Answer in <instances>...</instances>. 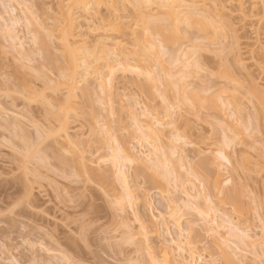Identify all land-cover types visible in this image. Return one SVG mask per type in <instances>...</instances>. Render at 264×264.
I'll list each match as a JSON object with an SVG mask.
<instances>
[{"label": "rangeland", "instance_id": "rangeland-1", "mask_svg": "<svg viewBox=\"0 0 264 264\" xmlns=\"http://www.w3.org/2000/svg\"><path fill=\"white\" fill-rule=\"evenodd\" d=\"M68 1L0 0V264H151L150 253H147L143 247L140 249L143 243L138 237L140 232L138 222L147 219L146 214L154 216L155 221L151 224V228L158 229V236L149 239L150 243L156 248L157 256H161L164 251L169 252L172 264H264V227H261L264 226V101H261L262 99L258 101L259 106L263 107L261 114L257 112V101L252 100L251 103V99H249L250 101H243L242 108L244 110L242 112H246L250 117L241 113V115H234L235 119L231 116L230 119L228 117L229 123L228 120H225L226 124L223 126L226 127L229 124L231 126L233 123L234 127L239 128L237 131L240 130L239 139L235 138V141L233 134L236 131L234 130L233 133V129L229 130L230 128L226 127L224 129L226 133L223 131L226 135L223 137V132L220 133L222 129L219 128L220 123L224 122L223 119L221 116L214 115L207 117L206 112L202 110V104H194L196 106L194 110L191 107L190 112L181 105V109L178 107L180 111L177 108L176 111L173 109L172 113H178H173L176 118L171 115L170 121L173 122L174 119L177 121L172 126L175 125V128L177 126L175 131H178V137L182 136L181 139H183L178 145L184 144L185 147L180 145L176 150L178 154L176 151L171 153L176 155H174L175 157L172 155L171 158L169 152L170 155L166 154L165 157L163 151V153L159 152L160 149L154 150L155 140L151 145L150 141L149 143L148 141H138L136 136L134 139L127 137L125 128L129 124L130 126L133 124L129 113L138 117L141 124L145 125L147 120L154 125L156 123L154 119H146L141 115L144 112V107L154 105H152L153 102L145 103L148 98H145L144 94L142 95L138 86L124 83L119 78L117 82L115 81L116 85L114 84V89L116 88L120 94L115 106L119 107L121 104L125 111L120 119L118 108L115 110L119 124L113 123L114 131L112 133L111 130L110 134H113L112 136L115 134L114 139L117 135V140H115L121 145L127 142L140 159L143 158L141 160L143 165L141 163L142 166L139 165V168L138 165L122 162L121 159L119 163L117 162L119 166H115L113 161L115 152L112 148L117 150L118 144L115 147V140L113 138L112 140L111 136L112 143L108 144L109 134L105 129L107 124L104 125V121L107 120H105V116L109 114L108 109L101 106L102 104H98L101 108H98L97 105L96 108L94 107L98 112L94 110V114L97 113L96 116H98L96 121H99L96 123H100L95 128L93 121L90 120V123L86 116L83 120L84 114L79 115L83 110L80 109L82 107L80 104H85L86 97L88 98L85 95H90V93L91 96L93 95L88 91L87 94H84L85 91L89 87L92 91H96V89H92L96 87L92 76V80L89 78L90 76L87 80L85 78L80 79L82 81L79 80L78 90L76 88L74 92L77 95H72L73 91L71 92L68 88H62L60 91L62 86L59 89L58 83L54 86L55 82L49 81V79L56 81L59 74L57 72L63 66V61L61 62L59 59L62 60V57L69 59L68 55H63V52L66 54V51L60 50L63 48H60L59 44H63H61V39L58 41V38H67L71 47L78 48V50H88L96 40L90 32L86 34V29L90 25L87 23L88 20L86 25L85 22H82L76 25L77 27L73 22H63L62 9H68L66 5ZM103 8L102 10L101 7L99 13L107 15V10L105 7ZM100 16H104V14ZM38 24L42 27H38ZM34 25H38L36 26L38 29L41 28L40 31L37 29L38 34ZM255 26H258L260 29H256L259 30L263 27ZM235 27L240 30L238 34L241 47L238 50L240 56L236 52L237 56L234 59L239 56V60H241L238 62L239 67L242 69L243 66L246 71L244 69V73L240 68L234 70L237 71L236 74L239 77L250 78L259 83L262 93L264 92V33L262 31L260 34L255 32L252 25H246V28L244 26L243 29H241V25H235ZM80 30L82 32L79 34ZM41 33L43 36L49 34V39L51 35H54L50 41H54V37H57L52 45L49 44L47 50L49 53L43 49L39 40L35 41V37L40 36ZM177 44L174 46H176L175 49L178 48V55L181 56L184 44ZM184 47L183 50L187 46ZM172 48L170 50H173ZM43 51L51 58L48 55L44 56L46 53L43 54ZM171 52L170 55L167 54L168 57L173 55V51ZM43 56L44 58H42ZM48 58L53 60L55 65L52 64L56 68L52 66ZM234 59L231 58L230 61ZM204 61H207L206 64L203 63ZM213 61L215 60L205 58L201 63L215 70L218 67L216 66L218 62L216 61L215 64ZM241 64L243 65L241 66ZM41 67L45 68L44 71L48 74L45 75L46 77L39 70L42 69ZM35 69L41 71V76L38 71L35 73ZM34 73L40 77L37 76V79ZM59 75L61 77V72ZM213 78L209 79L210 82L208 81L214 83L211 84L212 87L209 85L213 90H210V95L218 88V81ZM47 79L48 84L45 82ZM199 79L193 75L188 78L192 84L188 82L191 85L192 92L189 91L192 94L195 92L200 95L201 89H204V84ZM58 80L57 82H59ZM87 85L89 86L87 87ZM83 86L84 89L85 87L87 89L84 90ZM81 91L84 94L83 102ZM205 92L206 89L202 94L205 95ZM70 96L72 98L76 96V99H72ZM65 102L75 104L73 107L70 105L73 110L75 109V112L70 110L69 113L71 111L72 113L70 116L68 115L70 118L66 130L61 128V122L57 117L55 118L56 111L59 112V108ZM145 104L148 105L145 106ZM252 105L255 110L257 109V113L252 111ZM84 106L82 108L86 109ZM76 107L78 108L76 109ZM87 108H89L88 105ZM253 113L257 114L258 118L254 117ZM239 117L244 121L243 125L240 124L242 120ZM244 118L251 120L249 122L253 123V125L250 124L252 127ZM234 120L236 122H230ZM129 121L131 122L128 123ZM157 125L159 128L160 125L158 123ZM172 126L163 128L166 131L161 133L163 136L165 135V139L162 141V138H159L162 142H166L168 139L169 132L167 131H171ZM160 128L162 129V127ZM93 129L96 130V133L99 132L103 140L107 137L106 140L101 141L102 139ZM219 129L221 130L219 131ZM105 130L107 131L106 135L102 134ZM227 130H229V134ZM92 131L94 132L92 133ZM230 133L231 137L228 136ZM69 135L70 141H68ZM221 136L225 138L226 143L228 142L227 145L225 142L219 145L222 141ZM98 138L101 142L97 140ZM226 139L231 141H226ZM160 140L157 139V141ZM94 142L96 143L94 144ZM159 145L160 147L164 146L160 143ZM223 145L225 146L223 147ZM183 148L184 150L180 151ZM79 153H83L82 157L85 162L83 165L86 172H84V166H80L81 164L77 162L78 159H82ZM159 158L164 163H162L163 166L167 164L165 165L166 169L170 170V173L172 172L168 175L169 177H166L169 178L166 180L170 181L168 186V182L162 180L167 187L165 190L150 181L152 175L158 176L153 170H156L154 167L156 163L152 165L151 162H156ZM178 160L180 161L178 162ZM214 160L215 162H213ZM179 163L184 166L180 167ZM210 163L213 165L217 163L215 167L219 166L218 170ZM209 166H213L212 169ZM119 167L123 168L125 175L124 179L123 177L119 179L126 182L129 187V193L125 192L128 195L137 194L135 196L139 201L125 199L126 193L124 195V191H122L124 182L122 185L121 181L116 179L118 174L117 176L115 174ZM174 167H177V170ZM235 168L237 172L239 169L240 171L237 173ZM157 170L161 169L157 168ZM197 171L199 174L202 173L201 171L204 172L201 174L202 177L197 174ZM190 173L192 176L189 175ZM208 175L209 180H206ZM178 176L180 178H177ZM202 179H204L203 182ZM162 181L160 179L161 183ZM204 181H206V185L210 182L207 186L208 190ZM208 194L209 197L211 196L209 200ZM128 195L126 196L129 197ZM205 198L209 202H206ZM144 201L148 203V207H143ZM125 202H130L131 207L128 205L129 203ZM143 208L144 210H142ZM131 230L132 235L135 233L133 237H131ZM137 231L139 232L137 233ZM189 242L191 243L189 244ZM193 242L195 245L193 247H197V249L192 248L196 252L191 256L190 249ZM254 255L258 256L257 259L256 257L254 259Z\"/></svg>", "mask_w": 264, "mask_h": 264}, {"label": "bare ground", "instance_id": "bare-ground-1", "mask_svg": "<svg viewBox=\"0 0 264 264\" xmlns=\"http://www.w3.org/2000/svg\"><path fill=\"white\" fill-rule=\"evenodd\" d=\"M66 5L68 6V9L67 8L62 9L63 22L64 23L73 22L74 26L77 27L76 25H79L82 22L83 23L85 22V25H86V21L88 20L87 23L90 24L88 26V29L89 28H91V29L89 31H87L88 29H86V34H87V32L88 33L90 32V34H92L93 37L96 38V40H94L93 44L91 45V48H88V50H85V49L78 50V48H72L71 47L67 38H64V37L58 38V41H59V39H61V44H63V45L59 44L60 48H63L60 50H62V51L65 50L66 54L63 52V55H68L69 59L68 60L66 58L63 59V57H62V60L59 59L61 62L63 61L62 62L63 66L60 67L61 70L59 69L57 72L59 74L61 72V77L58 74L56 81L53 79H49L48 76H47V78L49 79V81L50 80L52 81L51 83L55 82L53 84L54 86L56 83H58L57 85H59V87H58L59 89L62 86L60 91L62 90V88H64V89L68 88V90H70L71 92L73 91L72 95H77V94H74V92L76 91V88H77L78 84L80 83V81H82L80 79L85 78L87 80V78L89 76H90L89 77L90 79L92 76V79L94 80L93 82L96 86L95 88H92V89H96V91L95 90H94L95 92L92 91L90 89L91 87H89V89L86 90L87 88L85 87V89H84V86H83V89L86 90L84 94H87L88 92H92L93 95L91 96V93H90V95L89 94L85 95V97L88 96V98L86 97L87 101H86V99H85V101L88 102L89 104L86 102H85V104L79 103L80 107H81V105H82V107L84 105H86V106H84V107H86V109L79 107L80 109H83V110H81V112H80V109H78L80 113L79 112H77V113H79V115L81 114L80 116H82L84 114L83 115L84 117H82V118H84L83 120H85V116H86L88 118L89 122H90V120H91V122L93 121L95 123V126H94V128H95V127H98V124H100V123H96L98 121V120L96 121V118L98 117L96 115L98 112L96 111L97 109L96 110L94 109V107L96 108L98 106V104H102L101 106L106 107L109 111V114L106 113L108 115L105 116L106 117L105 120L106 119L107 120L104 121V125L107 124L105 126L108 128V129L105 128L109 134V135L107 134L109 138L106 137L107 140L109 139L108 144L112 143L111 141L114 139L113 137H115V134H114V136H112L113 134L112 135L110 134L111 130H112V133L114 131L113 125L114 124L116 125V123L119 122V120L116 119L117 117L115 116V114H116L115 110L118 108V110L120 112V114H119L120 119L122 118V114L125 111L123 105L120 104L119 107L115 106L116 105L115 102L117 99L120 98V94L116 88H115L116 90L114 89V87H115L114 84H115V81L117 82V80L119 78H120V80L122 79V81L124 83L127 82V84L131 83L135 86H138L139 91L142 92V95L144 94L145 98H148L147 101L145 100L146 101L145 103L153 102L152 105H154V106H150L148 104H145V106L146 105H148V106H147V108L144 107L145 109L143 108L144 112H142L143 114H141V115H143L146 119L147 118H150L151 120L154 119L156 122V123H154V125L155 124L157 125V123L160 125L159 128H158V125H157V127H155L156 125L154 126L151 122L147 121L146 119L145 120L148 124L147 123L145 125L141 124V123H139L140 119L138 117L129 113V116L132 118L131 119L132 122L129 121L128 123H130V122L133 123V124H131L133 129L130 128L131 127L130 124L127 127V124L125 123L127 128H125V127L124 128L127 129L126 130L127 131V134H126L127 137H132L133 139L137 137L136 139L138 141L141 140L140 142L148 141V143H149V141H150L151 145L153 143L152 141L155 140L154 141L155 144H153L154 150L156 149L155 151H157L160 149L161 151L159 150V152H161V153L164 152L165 157H166V154L168 156L169 153L170 154L175 153V151L178 150L179 146L181 145V144L178 145L179 142L181 140H183V139H181L182 136L178 137L179 136V134L177 135L178 131L177 132L175 131L177 126H176V128H175V125H173L174 128L172 126V124H174V122L177 123V121H174L175 120L174 118H176V117L173 116V113H175V112L172 113V110L174 109L176 111V108L178 109V107H179V109H181L180 105L182 107H185L186 110H189L191 107H193V110H194V108L196 106L194 104L200 103V104H202V107H203L202 110H204L206 112L207 117L210 115L211 116H213V115L214 116H221V118L223 119L222 121H224L225 123L224 122L220 123L221 126L219 128L222 129V130L219 129V131L221 130L220 133L223 131L226 133V130H224L226 127L230 128L229 130L233 129V133L236 131L233 134L234 135L233 140L235 141V138L239 139L238 136L240 135V130L237 131L239 128L234 127L233 123L231 126H230V124L227 125L226 127L223 125L226 124L227 120L229 123V119L231 117L234 118V115H241V113H243V115H244V113L246 114V112H242L244 110L242 108L243 107V101H245V100L250 101L249 99H251L250 102L252 103V100H255V101H257L258 106L260 105L258 101H260L261 99H262L261 101H264L263 100L264 94H262L264 92L261 93V90L259 88L261 86L259 85V83L255 82L254 80H252L248 77H247L248 79L241 78L236 74L237 71L235 72L236 68L241 69V67H239L240 65L238 64V62L241 61V60H239L240 59L239 58L240 51L238 53V50H240L239 48L241 47L240 46L241 41H239L240 36L238 34V31H240L239 30L240 26L238 28V27H235V25L236 26L241 25L242 26L241 29H243L244 26L246 28V25H252V27L255 28V32H258L260 34V31H262V33H264V0H69ZM101 7H102V10L104 9L103 7H105V9L107 10V15H105V13H103L104 16H100V15H103V14L99 13V10L101 9ZM26 11H28V10H26ZM26 22L28 24V21H26ZM29 24H30V22H29ZM38 25H36V26H38ZM255 25H259V26H263V27L261 30H259L260 28L258 26L256 27ZM36 26L34 25V27H36ZM40 26L42 27V25H39L38 27H40ZM256 28H259V29H256ZM37 29L38 28L36 27L35 28L36 32H37ZM39 29H41V28H39ZM39 31L37 32V34L39 33ZM81 32L82 31L80 30L78 33L80 34ZM48 35L43 36V33H41L40 36L35 37V41L39 40L41 42L43 49H45L46 52H48L47 50L49 48V44L52 45L53 44L52 42H54L55 39L57 38V37H54V41H50V40H52L51 38H53L54 35L53 36L51 35L50 39L48 38L49 37ZM36 38H37V40H36ZM47 39H49V40H47ZM258 39H259V37H258ZM177 43H182L180 45L184 44V46H187L185 50H183L185 47L184 46L182 47L183 49H181V51L183 52V54H181V56L178 55V53H179V50H177L178 48L175 49L176 46H174ZM257 43L258 42H256V45H258ZM171 45H173L174 47ZM177 45H179V44H177ZM61 46H63V47H61ZM168 47H169V49H168ZM170 48H172L173 50H170ZM179 48H181V46ZM167 49H168V51H167ZM259 50H260V47H259ZM171 51H173V55L168 57L167 54H169V53L171 54L172 53ZM46 52L43 51V54ZM234 52H235V57H234ZM236 52H237V55H239V56L237 57V59H234L237 56ZM262 52L263 51L261 50V53ZM176 53H177V56H176ZM46 55H48V57L51 58V56H49V54L46 53L44 56H46ZM231 55H232V57H231ZM44 56L42 58H44ZM229 56L234 59V60H232L233 62L230 61L231 58ZM50 58H48V61L50 60ZM205 58L214 59L215 61H213V62L215 64L217 61L218 64L216 66H218V67L215 70L212 67H211V69L209 67H207V65H205L206 64L205 62H207V61L203 62V59H205ZM45 59H47V58H45ZM50 61L52 64L53 60L51 59ZM201 61L205 64L201 63ZM58 63H60V62H58ZM53 64L55 65V63H53ZM53 64H52V66L55 67ZM60 65H61V63H60ZM242 65L243 64H241V66ZM208 66H210V65H208ZM41 68L42 69H39L43 72V74L42 73L41 74L44 75V77H46L45 75L47 73L44 71L45 68L44 69H43V67H41ZM49 69L52 70L53 68H49ZM244 69L246 71V68H243V66H242L241 71H243L245 73ZM55 70H57V69H55ZM35 71L34 72L37 73L38 70L35 69ZM41 71H38L39 75H40ZM263 71H264V69H263ZM35 73H34V75H36V78L38 79V77H40L41 75L39 76L38 74H35ZM190 75H193V76L200 78L199 80L204 84V85L202 84L204 89H201V91H202V93H204V91L206 89V92L208 94L211 93L210 90L213 91L212 88H210V87H212V85L214 84V83H209L210 82L209 79H212L213 77L216 78L218 82L217 81H214V82H217V84H218V86H217L218 88H216L217 90L215 89L217 92L216 91H214L216 93L212 92L213 94L212 95L209 94L210 96L208 94H207L208 95L207 96L206 92H205V95H203L201 93L202 97H201V94L198 95V94H195V92H194V94H192L191 93L192 91L190 89L191 88L190 86L192 84L188 80V78H190ZM32 77H34V76H32ZM58 78H60V80H58ZM48 79L45 80L46 83H47ZM39 80L44 81V79H41V78H39ZM57 80L59 82H57ZM45 82H43V84L46 86ZM211 82H212V80H211ZM209 85H211V86L209 87ZM88 86L89 85H87V87ZM29 87H30V85H29ZM58 88L55 87V89H58ZM59 89H58V91H59ZM77 90H78V88H77ZM89 90H91V91H89ZM83 91H81L82 92L81 94L83 95L82 96V102H83V97H84ZM67 93H69V91ZM68 95H67V97H68ZM71 96H70V98H72ZM204 96H206V97H204ZM75 97L76 96H73V98H75ZM68 99H69V97H68ZM198 100H199V102H197ZM156 103H157V105H156ZM70 105H72V107H73L75 104H71V103L69 104L68 102L67 103L65 102V104L63 106L60 105L61 107L59 108V112L56 111V114L58 113L57 116L55 114V118L57 117L58 121L61 122V124H60L61 128L64 130L67 129V125L69 124L68 120L70 117H68V115L70 116L72 111L75 112L74 111L75 109L73 110L70 107ZM87 105L89 108H87ZM156 106H158V107H156ZM258 106H257L258 110L257 109L256 110L259 114H261L260 112L261 111L263 112V109H262L263 107L259 106V108H258ZM77 108L78 107H76V109ZM98 108H101V107L98 106ZM252 108H253L252 111L254 110V113H255L256 112L255 107L253 106ZM84 109L86 110L87 114H86ZM87 109H89V110L87 111ZM70 110H72L71 113H69ZM94 110L97 112V113L95 112L96 115L94 114ZM118 110H117V112H118ZM190 110H189V112H190ZM177 113H175V114H177ZM259 114H258V116H259ZM171 115L174 117V118H172V119H174L173 122L170 121V119H171L170 117H172ZM256 115L254 117L258 118ZM246 116L250 117L247 114H246ZM228 117H229V119H228ZM100 118H101V116H100ZM221 118H220V121H221ZM239 118L242 120L241 117H239ZM166 119H168L169 121L167 122ZM181 119H182V114H181ZM244 120H246V119L244 118ZM249 120L250 119H248L246 121L249 122ZM238 121L240 122L239 119H238ZM230 122H236V120L230 121ZM239 122H238V127L240 126ZM242 123H244L243 120L240 122V124H242ZM250 124L253 125V123L249 122V125ZM104 125H103V127H104ZM171 126H172V128H171L172 130L167 131V132H169L168 133V139H166V142L165 141L162 142L163 139H165L164 138L165 135L163 136L162 133H163V131H166L163 128H169ZM99 127H100V125H99ZM160 127H162V129ZM124 128H123V130H124ZM90 129H91V127H90ZM101 129H102V127H101ZM93 130H95V129H93ZM106 130H105V132H102V134L105 133L104 135H106V132H107ZM229 130H227L228 134H229ZM99 131L101 132V130H99ZM124 131H122V132H124ZM245 131H246V129H245ZM93 132L94 131H92V133ZM224 132L222 134H224ZM95 133H96V130H95ZM96 134L98 135V137H100V139H102V136L99 134V132H97ZM235 134H237V135H235ZM95 135H93V136H95ZM124 135H125V133H124ZM160 135H162V137H160ZM225 135L226 134H224L222 136L224 137ZM110 136H111V139L113 138L111 141H110ZM222 136H221L222 141L219 145H221V144H223V142H225V138H223ZM228 136L231 137L232 136L231 133ZM242 137H241V139H242ZM71 138H72V136H71ZM106 138L104 140H106ZM116 138H117V135H116ZM159 138H162V141ZM166 138H167V135H166ZM157 139L160 141H157ZM223 139H224V141H223ZM227 139H228V137H227ZM227 139H226V141H231V140H227ZM97 140L100 141L99 138ZM104 140L102 139L101 141H104ZM233 140H232V142H233ZM68 141H70V135L68 136ZM115 141H114L115 147L118 144V146L116 147L117 150H115V148H112L115 152V154L113 156V161L115 162V163L114 162L113 163L115 164V166L116 165L119 166L118 163L120 162L121 159H122V162L124 161V162L130 163V164H136V166L138 165V167H139V165H141V163L143 165V162L141 161L143 158L140 159V157L137 155V153H135L131 149L132 147L130 148V146L128 145L127 142H126L127 144L123 143L121 145V143H118L117 141L116 142ZM140 142H139V144H140ZM158 142L164 146L160 147ZM95 143L96 142H94V144ZM105 143H107V142L105 141ZM166 144L168 145L169 149L167 148ZM225 144L227 145L228 142L227 143L225 142ZM107 146H110V145H107ZM142 146H143V144H142ZM181 146H184V144ZM224 146L225 145H223V147ZM99 147H100V145H99ZM101 147H102V144H101ZM111 147H114V146H111ZM161 148H164V149L167 148V149H165L167 151V153L164 149L162 150ZM168 150H170V151H168ZM182 150H184V148L181 149L180 151H182ZM79 154H81L80 156L82 159H80L81 161L78 159L77 162L79 164H81L80 166H84L83 163H85V162L83 161V157H82L83 153H79ZM176 154H178L177 151H176ZM172 155L173 154H171V158H172ZM174 155H173V157L176 156V155L175 156ZM80 156H79V158H80ZM157 156H158V154H157ZM160 158L156 162H153V161L151 162L152 165H153V163H156V166H154L156 168V170L155 169H153V170L155 171V174H157L158 176H154V175L151 176V173H150V176H151L150 181H151V183H154L155 185H158L160 188H163V190H165V189H167V187H165L166 185H165V182L163 183V181L164 180L167 181L168 182L167 186H168V184H170L169 183L170 181L166 180V179H169L166 177H169L168 175L172 174V172L170 173L169 172L170 170L166 169L165 165H167V164H165L163 166L164 163L160 161ZM175 159H177V158H175ZM168 160H169V158H168ZM172 161H174V160H172ZM179 161L180 160H178V162ZM213 162H215V160ZM157 164H159V166H157ZM161 164H162V166H161ZM179 165H180V163H179ZM211 165H213V164H211ZM215 165H213V166L215 167ZM174 166H176V165H174ZM182 166H184V165H182ZM182 166L180 165V167H182ZM235 166H238V165H235ZM212 167H210V168L212 169ZM218 167H215V168L218 170ZM82 168H81V170L84 169V172H86L85 166L83 169ZM157 168H159L161 170L159 171V170H157ZM171 168H173L172 165H171ZM174 168H175V170H177V167H174ZM183 168H185V167H183ZM183 168H181V169H183ZM236 168H235V171H236ZM241 168H242V166H241ZM243 168H245V167H243ZM219 169H221V168H219ZM239 171H240V169H239ZM185 172L188 173L187 171H185ZM189 172H190V170H189ZM201 172L204 173L203 171H201ZM206 172H205V175L207 174ZM115 174H116V176L118 174V177L115 176L116 179L117 178L119 179L121 177H123V179H124L125 175L123 174V168L122 167H119L117 170V173H115ZM174 174H176V172ZM197 174H199V172ZM201 174H199V175L202 177ZM189 175L192 176L191 173ZM189 175H187V176H189ZM258 175H259V173H258ZM179 176L177 178H180ZM171 177H174V176L171 175ZM193 178L196 179V177H193ZM160 179H161V181L163 180L162 183L160 182ZM175 179H176V177H175ZM205 179L209 180V175ZM119 180L121 181V179H119ZM203 180L204 179H202V182H203ZM173 181L175 182L174 179H173ZM188 181H189V179H188ZM122 182H124V181H121V183ZM202 182H200V183L202 184ZM205 182L206 181H204V184H205ZM209 184H210V182H209ZM122 185H123V183H122ZM208 185H206V187ZM123 186L125 188L123 187L122 191H124V195H125L126 192L129 193V187L126 185V182H124ZM181 186H183V185L181 184ZM177 188H178V186H177ZM183 188H185V187L183 186ZM207 190H208V187H207ZM207 190H206V192H207ZM185 191H187V190H185ZM204 192H205V190H204ZM127 193H126V195H128ZM202 193H203V190H202ZM126 195H125V199L128 198L127 201L129 199H131L133 201V199L134 200L136 199L135 195H137V194L131 193V195L133 196L132 198L130 197L131 196L130 194L128 195L129 197H127ZM208 197H209V194H208ZM210 197L208 198V200L210 199ZM136 200H138V199H136ZM208 200L206 199V202ZM124 201H126V200H124ZM132 201H131V204H132ZM128 203H126V204H128L130 206L131 205L130 202H128ZM144 206L148 207V203L146 201H144L143 207ZM210 207H211V205L209 206V208ZM144 208L142 210H144ZM205 208H204V210H205ZM205 212H206V210H205ZM132 213H134L133 210H132ZM209 214H210V212H209ZM145 216H147V219L145 218L146 220L142 219L141 221L139 220L141 223L138 222L140 224V227H139L140 232L137 231V233L139 232L138 233V237L140 238L139 240H141L142 241L141 243H143V246H141L140 249L143 247L147 251V253H150V256H151L150 258H152V259L149 258V260H150L151 264H172L171 258L169 257V255H170L169 252L164 251V252H162L161 256H159V255L157 256L156 248L150 243L149 239L158 236V229H155V228L152 229L151 228V224H153V222L155 221V219L153 218L154 216H151V214L150 215L146 214ZM138 219H139V217H138ZM152 227H155V226H152ZM261 227H264V226L262 225ZM190 231H191V229H190ZM131 235H132V230H131ZM133 235L131 237H133ZM137 240H136V242H137ZM189 241H190V238H189ZM141 243H139V244H141ZM190 243L191 242H189V244ZM144 245H145V247H144ZM191 245L192 246H191L190 252H191V256H193V254H195V252H196V251L194 252V249H197V247L196 248L193 247V246H195L194 242ZM192 248H194V249H192ZM253 257H254V259H255V257L257 259L258 256L254 255Z\"/></svg>", "mask_w": 264, "mask_h": 264}]
</instances>
